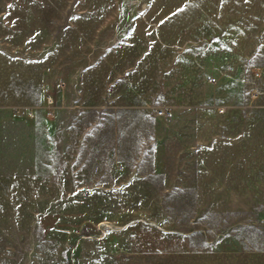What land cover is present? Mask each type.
Instances as JSON below:
<instances>
[{
	"label": "rangeland",
	"instance_id": "obj_1",
	"mask_svg": "<svg viewBox=\"0 0 264 264\" xmlns=\"http://www.w3.org/2000/svg\"><path fill=\"white\" fill-rule=\"evenodd\" d=\"M0 264H264V0H0Z\"/></svg>",
	"mask_w": 264,
	"mask_h": 264
}]
</instances>
